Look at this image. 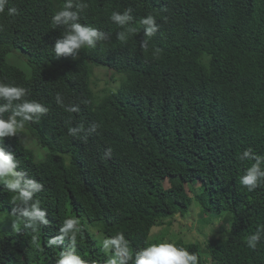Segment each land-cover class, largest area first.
I'll list each match as a JSON object with an SVG mask.
<instances>
[{
    "label": "trees",
    "instance_id": "16d2710c",
    "mask_svg": "<svg viewBox=\"0 0 264 264\" xmlns=\"http://www.w3.org/2000/svg\"><path fill=\"white\" fill-rule=\"evenodd\" d=\"M64 2L9 0L19 15L0 14V82L26 88L27 99L48 108L4 138L3 147L15 153L18 170L43 184L37 196L49 220L35 234L12 230L14 205L0 186V219H9L0 221V264H56L62 249L47 241L69 216L83 226L81 256L106 264L99 234L123 232L133 249L158 243L154 227L185 214L194 201L203 223L210 221L205 215L231 213L223 235L207 239L205 249L199 241L172 242L195 253L199 264H264V238L255 251L245 243L264 225V185L243 188L247 165L236 158L248 147L264 155V0H85L80 22L109 39L56 58L63 27L54 28L51 18ZM127 8L136 31L121 42L117 33L125 29L110 16ZM148 14L160 28L142 48L139 20ZM15 49L30 73L9 61ZM95 66L119 74V87L96 93ZM57 94L79 111H65ZM93 123L98 128L90 132ZM81 126L78 136L69 135Z\"/></svg>",
    "mask_w": 264,
    "mask_h": 264
},
{
    "label": "clouds",
    "instance_id": "9594fccd",
    "mask_svg": "<svg viewBox=\"0 0 264 264\" xmlns=\"http://www.w3.org/2000/svg\"><path fill=\"white\" fill-rule=\"evenodd\" d=\"M8 4L9 0H0V14L6 13L8 17L18 16L19 10L16 7H7ZM88 6L85 0H65L60 10L52 16V26L63 27L62 35L56 39L53 47L56 58L76 57L81 49H93L99 42L109 39L107 33L80 22L81 13ZM131 12L132 10L127 8L123 12L113 11L110 16L113 23L125 29L117 33V39L121 42H127L129 36L136 31V28L131 26L134 19ZM139 23L143 26V34L146 37L141 42V47L147 48L149 41L159 31L160 25L152 14L141 17ZM159 51L156 50L157 53ZM27 96L26 88L0 82V186L11 194L14 205L11 212L13 230L19 233L23 227L24 230H31L35 234L41 226L49 224L48 212L41 207V201L37 196L44 186L30 178L26 171L18 170L20 161L15 153L6 151L3 147L4 138L16 137L25 122L38 121L48 112L47 107L35 100L27 99ZM56 103L69 113L79 111L78 105H65L60 94L56 96ZM5 113H10L7 119L4 118ZM97 128L98 125L93 123L89 131L95 132ZM82 130V126L69 128V135L76 137ZM110 151L109 149L108 154ZM236 158L247 165L243 169V175L239 177V184L243 188L253 192L264 185V155L248 147ZM82 227L79 218L69 216L63 220L59 234L49 238L47 241L49 247L62 249L56 264H89V261L77 250V236L82 233ZM262 238H264V225L245 238L246 247L255 251ZM36 240L37 237L33 235V242L35 243ZM65 240L68 241L67 246H64ZM100 251L108 257L106 264H199L195 253L178 247L174 242L149 243L145 247L133 249L123 232L101 238Z\"/></svg>",
    "mask_w": 264,
    "mask_h": 264
},
{
    "label": "rangeland",
    "instance_id": "374dc122",
    "mask_svg": "<svg viewBox=\"0 0 264 264\" xmlns=\"http://www.w3.org/2000/svg\"><path fill=\"white\" fill-rule=\"evenodd\" d=\"M8 59L11 63L17 64L27 73H30V68L27 65L23 52L20 49H15V51L11 52L8 55ZM92 79L93 89L100 95L109 89L116 90L121 82V76L105 66H95ZM26 140L31 148L34 147L36 149V153L39 158H43L45 156L44 151L38 148L34 139H30L29 135H26ZM165 181V185L167 187L170 186L171 181L167 179ZM202 216V209L199 203L194 201L192 208L188 212L185 214L177 213L173 218L169 219L165 225L161 227H154L152 234L157 236L159 239L161 238L160 242H172L178 238L185 241H199L204 248L207 239L223 235L221 230L227 227L226 219L231 217V213L224 212L223 215L219 216H213L211 214L205 215L210 218V221L206 223L201 221ZM2 220L4 222L9 221L6 217L0 219V221ZM98 237L101 240L104 236L99 234Z\"/></svg>",
    "mask_w": 264,
    "mask_h": 264
}]
</instances>
